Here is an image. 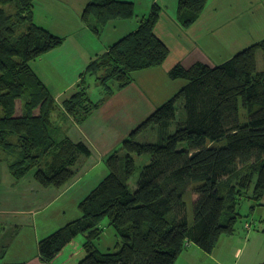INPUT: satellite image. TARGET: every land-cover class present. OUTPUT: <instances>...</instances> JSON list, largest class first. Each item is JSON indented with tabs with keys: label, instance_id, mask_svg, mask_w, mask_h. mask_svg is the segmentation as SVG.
<instances>
[{
	"label": "trees",
	"instance_id": "trees-1",
	"mask_svg": "<svg viewBox=\"0 0 264 264\" xmlns=\"http://www.w3.org/2000/svg\"><path fill=\"white\" fill-rule=\"evenodd\" d=\"M34 1L0 0V149L13 154L8 167L15 184L33 176L39 186L55 191L81 175L83 157L91 155V148L83 140L61 136L54 113L62 122L71 118L83 123L103 102L89 97L86 74L95 75L111 96L132 83L135 72L161 66L169 48L155 34L161 6L153 3L133 31L88 62L75 92L59 105L31 62L61 46L64 38L35 21ZM207 2L179 0L178 21L190 26ZM135 16L132 1L89 0L81 19L99 35L107 22ZM259 50L264 60V38L217 65L176 63L168 76L185 84L122 139L123 153L115 149L104 158L108 172L79 201L81 215L38 241L41 260L56 259L82 234L81 249L60 264H174L189 243L210 253L221 236L234 234L241 201L250 199L254 207L264 196V69L257 67ZM147 128L154 129L156 140H136ZM141 154L150 160L131 191L134 156ZM192 186L190 221L184 195ZM105 219L117 241L101 251L96 240ZM7 246L0 244V258Z\"/></svg>",
	"mask_w": 264,
	"mask_h": 264
},
{
	"label": "rangeland",
	"instance_id": "rangeland-1",
	"mask_svg": "<svg viewBox=\"0 0 264 264\" xmlns=\"http://www.w3.org/2000/svg\"><path fill=\"white\" fill-rule=\"evenodd\" d=\"M165 1L168 3L170 2V0ZM43 9L44 7L40 9L41 11L37 9L41 12L37 11V16L43 18L42 20H46L45 22L49 25V22L51 21L49 18L51 17H47L49 14L43 13ZM166 12L170 14V8L166 9ZM175 12L177 17V10ZM81 14L82 10L80 15ZM131 19L135 21L137 17L135 16ZM111 23H113V21H109L103 26L102 34H94L95 37H97L95 38L96 40L103 37L106 27L112 25ZM164 23L165 22H162L158 27L159 32H162ZM52 24L54 26V21ZM168 25L169 24H167V26ZM180 27L185 30L187 39L191 43V47H194L197 44H199V46H204L207 42L213 41L216 44V62L221 63L232 56L234 50L231 51L230 49L233 44L234 46L239 44V46L242 47L264 37V0H208L200 16L190 26L184 27L181 24ZM109 29H111V26ZM165 31H169V29ZM165 36L167 40L169 38V42L173 46L172 52L174 54L176 52V40H179L178 43L185 42V36L180 30L174 31V37L168 35ZM42 57L43 56L37 58V61H40ZM257 67L258 69H264L263 53L261 50L257 51ZM182 81L184 80L171 79L167 76L160 79V82L166 87H169V90H173V93L175 92V88L179 86V83ZM85 82L87 83V93L91 100L94 102L103 101L100 105L99 111L97 112L98 109H96L81 124H77L76 122L72 123V120L62 122L58 116H56L58 112H55V115L53 116L54 122L60 124L62 127L61 136L67 135L72 140H77L82 137V139H85L92 146L91 155L83 157V167L85 169L77 179L65 185L62 189H54L55 192H52V189H50V191L46 193L47 196H45L46 200H49L41 206L36 207L44 201L43 196L42 198L37 199L36 205L33 204L35 198L42 195H39L41 188L38 190L35 188V184L38 185L37 181L33 176H28L27 179H23L18 184H15L8 167V160L13 158V154L5 153L0 149V156L3 158L0 161L2 178L0 181V195L3 196L5 194L4 196L7 198L6 202H8L7 204L12 201L15 208L6 211L3 216H0V244H8L5 256L0 258V264L19 259V256L17 258V251L22 249L27 251L30 247H35L37 245V239L40 240L41 238L48 236V234L58 227L81 215V211L78 207L79 201L108 172L104 158L115 149L119 153H123L121 137L128 136L129 133L148 116L147 112H150L148 111L149 109H145V107H143L141 111H138L139 109H136L137 111L135 110L133 112L132 110L120 111L117 114L119 121L116 125L107 124L103 126L101 124L104 119V112H101L100 109L105 106V104H110L115 101L116 97L119 95L125 93L127 91L125 90L126 87L115 91L111 96H107L106 89L95 75L86 74ZM59 83H61L59 79L51 77L49 88L58 104H60L62 98L65 96V93H63L65 83L62 86ZM112 85H115V82H112ZM180 103L181 102H179V104ZM180 107H182V103ZM178 112L179 115L182 113L184 114V111L182 112L181 110H178ZM240 113L241 118L244 119L245 111L242 107H240ZM132 118L134 119L133 122H131ZM75 127H78L80 131L76 130ZM100 128L105 135L102 133L96 134L100 131ZM136 140L141 142H154L156 140L154 129L147 128L146 130L139 132L136 135ZM220 144H223V142L217 143V145ZM134 157L137 171L129 182L131 191L136 188V182L142 166L150 160L148 154L135 155ZM195 185L197 184L195 183L193 186ZM193 186L190 187L184 195L187 216L190 221L192 219V199L194 196L192 192ZM9 192L13 194L11 195ZM32 204L37 209H34ZM253 204L254 201L250 199L244 198L241 201L238 206V211L242 216L237 225L245 219H252V217L256 220L261 217L264 218V207L258 206L259 209L257 208L254 211L255 206L252 207ZM18 208H21L20 212H15ZM30 210H36L37 213L34 214ZM14 222H20V224H12ZM101 228L102 233L96 240V245L99 250L107 251L114 247L117 241V236L114 228L108 224V219L101 222ZM82 242L83 235L78 234L74 241L67 245L61 257L66 256L72 251L80 250Z\"/></svg>",
	"mask_w": 264,
	"mask_h": 264
},
{
	"label": "crops",
	"instance_id": "crops-1",
	"mask_svg": "<svg viewBox=\"0 0 264 264\" xmlns=\"http://www.w3.org/2000/svg\"><path fill=\"white\" fill-rule=\"evenodd\" d=\"M88 1L89 0L34 1L35 21L40 25H47V22H45L46 20H42L43 18L37 16V11L44 7L43 13L49 14L47 17H51L49 18V20H51L49 25L45 27L50 32L64 38L61 46L45 53L40 61H37L36 59L31 62L33 70L47 87H49L51 83V77L59 79L61 81V83H59L61 86L65 83L63 88L65 96L62 98L59 105H61L64 99L68 98L75 92L77 83L80 79V74L85 70L88 62L96 55L105 52L111 44L133 31L138 25V19L148 15L153 3H157L161 6V14L154 31L155 34L168 46L169 54L161 66L144 69L134 73L133 82L125 88L127 91L116 97L115 101L110 104L107 103L109 105L105 104V106L100 109L101 112H104V119L101 125H116L119 121L117 114L120 111L132 110L133 112L136 109L141 111L142 108L145 107V109H149L148 111L150 112H147L149 115L157 106L174 95L185 84V80L179 83L180 85L175 88V92L173 93V90H169V87L163 85L160 82V79L166 76L169 78L168 71L176 63H181L185 67H190L196 62H202L208 65L220 64V62H216V44L213 41L207 42L204 46H199V44H197L196 46L191 47V43L187 39L185 30L181 29V24L176 19L175 11L177 10L179 0H170L169 3L165 0H124L132 1L134 3L137 19L135 21L132 19L113 20V23H111L112 25L106 27L103 37H100L98 40L95 39L97 37H95L90 27L83 23L81 19V10ZM168 8L171 10L170 14L166 12V9ZM53 21L54 26L52 24ZM162 22H165L163 25L164 28L162 32H159L158 27ZM167 24L169 25L167 26ZM110 26L111 29H109ZM164 29H169V31H165ZM176 30H180L185 36V42L178 43L179 40H176V52L174 54L172 52L173 46L170 44L169 38L167 40L165 35L174 37V31ZM263 38L259 40H262ZM259 40L250 42L242 47L239 46V44L235 46L233 44L230 49L231 51L234 50L232 56ZM99 108L97 112L99 111ZM64 119L66 122L67 120H72V123H75L71 118H63V120ZM133 121L134 119L132 118L131 122ZM75 128L80 131L78 127ZM98 133L105 135L101 128L96 134ZM123 138L124 137H121V139ZM77 140H83L92 150V146L85 139L80 137ZM35 188L37 190L41 188L39 195H42L35 198L33 201L34 205H36L37 199L44 196V201L36 206L39 207L49 200H46L45 196H47L46 193L49 192L50 189L42 188L37 184H35ZM10 194L12 195L13 193ZM4 195H0V216H3L6 211L15 209L14 203L11 200V202L7 204V198ZM261 203V205L255 206L254 211L257 208L259 209V207H264V196L261 199ZM36 207H34V209H37ZM20 209L21 208H18L15 212H20ZM32 213L36 214L37 211L33 210ZM12 224H20V222H14ZM38 241L39 240L37 239V245L35 247H30L27 251L25 249L17 251V258L18 256L20 258L9 262L24 261L25 264H60L68 257V254L61 257L62 253L59 257L50 262L42 261L38 252ZM174 264H264V218L261 217L256 220L252 217V219L241 221V223L237 225L234 234L221 236L217 245L210 253L202 250L194 243H189L178 255Z\"/></svg>",
	"mask_w": 264,
	"mask_h": 264
},
{
	"label": "bare ground",
	"instance_id": "bare-ground-1",
	"mask_svg": "<svg viewBox=\"0 0 264 264\" xmlns=\"http://www.w3.org/2000/svg\"><path fill=\"white\" fill-rule=\"evenodd\" d=\"M176 13V12H175ZM90 107V106H89ZM97 108V107H96ZM94 111V110H93Z\"/></svg>",
	"mask_w": 264,
	"mask_h": 264
}]
</instances>
